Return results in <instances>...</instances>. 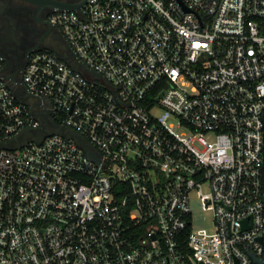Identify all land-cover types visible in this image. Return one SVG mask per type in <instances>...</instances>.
<instances>
[{
	"label": "built area",
	"instance_id": "obj_1",
	"mask_svg": "<svg viewBox=\"0 0 264 264\" xmlns=\"http://www.w3.org/2000/svg\"><path fill=\"white\" fill-rule=\"evenodd\" d=\"M49 20L67 59L0 53V264H264V0Z\"/></svg>",
	"mask_w": 264,
	"mask_h": 264
},
{
	"label": "flooded vegetation",
	"instance_id": "obj_2",
	"mask_svg": "<svg viewBox=\"0 0 264 264\" xmlns=\"http://www.w3.org/2000/svg\"><path fill=\"white\" fill-rule=\"evenodd\" d=\"M83 0H0V53L9 72L20 79L27 58L34 47L49 46L63 58L69 53L56 45L65 37L49 20L56 4L73 5ZM85 1V0H84Z\"/></svg>",
	"mask_w": 264,
	"mask_h": 264
},
{
	"label": "rangeland",
	"instance_id": "obj_3",
	"mask_svg": "<svg viewBox=\"0 0 264 264\" xmlns=\"http://www.w3.org/2000/svg\"><path fill=\"white\" fill-rule=\"evenodd\" d=\"M194 218L193 223L195 227L209 226L211 216L208 211L202 210L199 202H194Z\"/></svg>",
	"mask_w": 264,
	"mask_h": 264
},
{
	"label": "water",
	"instance_id": "obj_4",
	"mask_svg": "<svg viewBox=\"0 0 264 264\" xmlns=\"http://www.w3.org/2000/svg\"><path fill=\"white\" fill-rule=\"evenodd\" d=\"M84 2V0L83 1H81V2H79V3H77V4H73V5H62V4H56L55 5V7H57L58 9H77V8H79L80 6H81V4ZM47 48H49V49H51V47H49V46H46ZM34 48H38V47H34ZM53 51H55L54 49H52ZM67 59V58H66ZM6 68H7V64H4L3 65V67H2V71H3V73H4V70H6ZM4 69V70H3ZM5 75V77L6 78H8L9 80H13L14 78H15V76L14 75H12V73L11 72H9V73H7V74H4ZM15 90V92L16 93H18V91H17V89H14ZM82 142H83V140H82V138H81V136L80 135H76ZM84 143V142H83ZM257 259V261H258V264H262V261H261V259H258V258H256Z\"/></svg>",
	"mask_w": 264,
	"mask_h": 264
},
{
	"label": "crops",
	"instance_id": "obj_5",
	"mask_svg": "<svg viewBox=\"0 0 264 264\" xmlns=\"http://www.w3.org/2000/svg\"><path fill=\"white\" fill-rule=\"evenodd\" d=\"M62 44H64L62 41H58L56 45H57L58 47L60 46V47H59L60 50H61L62 48H64V50L67 51V52L69 53V56H70V53H71V52H70L69 46L67 45L66 42H65V45H62ZM7 69L9 70V67H8Z\"/></svg>",
	"mask_w": 264,
	"mask_h": 264
}]
</instances>
